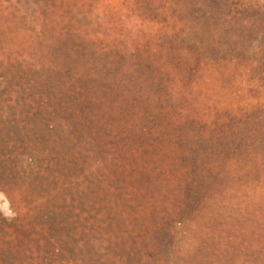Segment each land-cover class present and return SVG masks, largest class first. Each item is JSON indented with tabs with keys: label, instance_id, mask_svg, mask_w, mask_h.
Listing matches in <instances>:
<instances>
[{
	"label": "rangeland",
	"instance_id": "obj_1",
	"mask_svg": "<svg viewBox=\"0 0 264 264\" xmlns=\"http://www.w3.org/2000/svg\"><path fill=\"white\" fill-rule=\"evenodd\" d=\"M0 264H264V0H0Z\"/></svg>",
	"mask_w": 264,
	"mask_h": 264
},
{
	"label": "clouds",
	"instance_id": "obj_2",
	"mask_svg": "<svg viewBox=\"0 0 264 264\" xmlns=\"http://www.w3.org/2000/svg\"><path fill=\"white\" fill-rule=\"evenodd\" d=\"M0 214H3L4 218L9 220L15 216V212L11 207V202L2 191H0Z\"/></svg>",
	"mask_w": 264,
	"mask_h": 264
}]
</instances>
